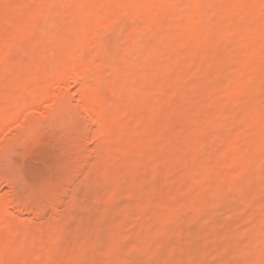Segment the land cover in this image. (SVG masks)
I'll use <instances>...</instances> for the list:
<instances>
[{"label":"bare ground","instance_id":"1","mask_svg":"<svg viewBox=\"0 0 264 264\" xmlns=\"http://www.w3.org/2000/svg\"><path fill=\"white\" fill-rule=\"evenodd\" d=\"M154 2L0 0V54L12 53L0 60V160L39 143L44 123L74 133L60 183L90 196L68 198L46 176L40 202L16 207L38 220L64 195L69 212L29 223L0 194V264H264V0H202L210 7L200 10L184 8L189 0L147 7ZM157 16L125 59L118 35ZM105 24L114 31L101 37ZM237 87L229 113L252 114L250 132L190 190L187 141L214 122L199 164L215 165L234 122L219 97Z\"/></svg>","mask_w":264,"mask_h":264},{"label":"snow or ice","instance_id":"2","mask_svg":"<svg viewBox=\"0 0 264 264\" xmlns=\"http://www.w3.org/2000/svg\"><path fill=\"white\" fill-rule=\"evenodd\" d=\"M110 7H120L121 5H109ZM174 0H159V2H154L147 7L149 8H159L161 10L172 9L178 7ZM184 8L200 10L205 7H210V5H206L202 2V0H189L188 3H185ZM39 9H43L45 7L51 8L53 5L41 3L37 6ZM160 17L157 16L155 18H150L148 21L144 23L142 27L139 25H135V23L129 25L125 28L119 35L118 41L120 48L122 49L123 57L125 59H131L137 55L138 50L146 43V37L149 33L153 32L155 25L159 22ZM103 32L98 33L101 37L109 35L114 29H112L109 25L105 24L102 26ZM154 38V36H153ZM9 51L0 54V60H7L11 58V45L8 46ZM243 94L241 88L237 87L236 89H226L222 91V95L219 97L221 107L223 109L222 115L226 117L228 115H232L233 123L228 129L226 137L220 144V147L215 152V165L209 164L207 166H201L199 161L201 156L199 149L201 144L206 143L209 136H216L217 128L213 126L214 122H209L205 124L200 130H198L197 135L193 137H189L187 143L189 144V153L191 156L192 166L189 172V187L190 190H194L197 186L204 184L207 182L211 176V171L214 166H223L226 165L228 160L233 158L236 154V145L239 143V139L241 136L248 134L251 129L250 120L254 118V116L246 111H241L239 113L230 114L229 113V104L231 99L238 98ZM260 123L262 127H264V110H261L260 113ZM194 149L196 151V155H191V150ZM235 171V169H233ZM162 205L161 207H164ZM126 264H201L200 261L196 259H191L189 261L186 260H176V259H168L163 262L148 260L146 262H126Z\"/></svg>","mask_w":264,"mask_h":264},{"label":"rangeland","instance_id":"3","mask_svg":"<svg viewBox=\"0 0 264 264\" xmlns=\"http://www.w3.org/2000/svg\"><path fill=\"white\" fill-rule=\"evenodd\" d=\"M60 130L61 129L56 130V128L51 127L48 123H44V124L40 125V127L38 128V131L40 133L39 143L28 147L26 150L23 149V151L21 150L22 149L21 147H19V148L15 147L14 150L16 151V149H17V151L14 152V150H13L12 151L13 154H11L12 152L9 154V156H10L8 158L9 160H6V161L0 160L1 161L0 162V192H1L0 194H4L7 198H10V200L13 201L14 203L17 202V203H15V205L13 204L10 206L11 213L18 215V216L20 215L22 219L26 220L27 222L30 221L29 223H35L38 220H41L40 222H42L43 219H44V221H48V220L52 221L53 220L52 215H54V221L63 220L62 216L65 215L64 213L69 212V211L68 212L66 211L68 209H66L67 207L64 206V204H66L65 201L66 202H67V200L69 201L68 198L71 196V193L76 192V189H77V192L78 191L82 192V190H83V188H80V187L76 188V186H74V189H73V186H69L70 188L65 187V185H64L65 183L62 182L63 185H62V183H60V181L63 180V179H61V177H62V172H61L62 171L61 170L62 169L61 168L62 163L64 165L67 163L66 165H68V164H70V162H73L72 158H70V157L67 158L68 156L66 154H68V150L66 151V149H67L66 145L68 146L69 145L68 142H70L71 140H74V138L76 137V136L74 137V133L65 132L64 130L60 131ZM60 151H62V152H60ZM64 151H66L67 153H65ZM64 155H66V156H64ZM71 157H72V155H71ZM69 159H70V161H69ZM71 159H72V161H71ZM3 161L6 163H4ZM50 161L53 162V164L51 163L52 169L50 168V163H49ZM47 163H49V165ZM58 163H59V166H58ZM7 166H9L8 170H7ZM69 166H71V165H69ZM47 167H49L50 169ZM5 172L7 174H5ZM59 172H60V174H59ZM9 173H11V174H9ZM51 173H52V175H51ZM12 174L14 176L18 177V181H19V182L17 181L18 183L16 185H13V187H12V184L9 183V181L7 180L8 179L7 176L12 175ZM4 175H6V177ZM49 175H50V178L52 177L51 178L52 180L55 179L54 182L55 183L57 182V185H58V183H60L59 185H62V186L58 185L60 187L59 189H56L58 192H60V189H63L61 187H64V188L69 190L70 194H68L67 199H66V196H64V195L62 196V199H60L62 202L58 206H62V208L58 207V209H57V207H56V209H54L53 211H52V208L50 210H48L49 209L48 208L47 209L48 211H46V213H45V215L47 214V216L45 217V215H44V218L37 220V218H34V216L31 213L25 212L22 208L16 207V206L19 203H23V202H27V203L31 204V202H33V201L36 202L37 198L39 199L38 201L40 202V195L41 194H39V193H42L41 190L44 187L43 184H45V181L49 178L48 177ZM46 176L48 178H46ZM17 186H19V187L17 188ZM72 190H74V191H72ZM79 192H78V194L74 193L76 195V198H78V195L80 198L82 197V194L84 196V192L81 194ZM74 194H72V195H74ZM25 195H26V197H25ZM85 195H86V193H85ZM85 198H90V196L88 195V196L82 197L83 200ZM56 210H58V211H56ZM58 213L59 214L61 213L60 215L62 218L61 217L59 219L57 218L59 216ZM30 214L32 217L30 216ZM57 214H58V216H57ZM62 214H64V215H62ZM46 219H48V220H46Z\"/></svg>","mask_w":264,"mask_h":264}]
</instances>
